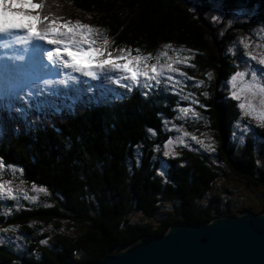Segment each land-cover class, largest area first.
<instances>
[{
	"label": "trees",
	"instance_id": "16d2710c",
	"mask_svg": "<svg viewBox=\"0 0 264 264\" xmlns=\"http://www.w3.org/2000/svg\"><path fill=\"white\" fill-rule=\"evenodd\" d=\"M192 1L195 11H190L195 8L187 0H45L44 13L98 26L113 48H139L142 54L153 55L169 43L191 49L195 67H189V72L215 75L209 87L191 88L207 107L202 112L220 144L218 157L249 186L263 187L257 141L248 138L241 148L230 141L239 117L238 102L219 88L234 71L224 51L232 34L218 38L205 17L209 0ZM243 7L256 12L252 21L238 27L248 30L256 20L264 21V0H224L227 14ZM119 91L121 99L110 96L98 106L78 105L71 113L49 112L39 117L30 113L31 127L5 113L0 157L16 170L6 167L0 178L29 188L35 184L47 190L48 196L43 199L47 204L26 202L21 209L8 207L13 200L0 202V224L19 225L28 238L24 247L0 245V264H97L111 251L165 234L174 223H203L252 211L237 210L231 201L224 208L220 196L213 207L204 201L214 189L218 171L223 170L215 165L212 154L187 148L175 158H164L157 152L169 137L163 121L179 123L177 107L194 103L167 88L153 89L147 97L138 91ZM203 91L210 96L204 97ZM254 129L263 139V148L264 126ZM165 159V175L160 176L158 170ZM166 203L174 205V211L158 219ZM135 211L150 221L130 224L126 216ZM37 222L56 227L67 222L78 230L53 232Z\"/></svg>",
	"mask_w": 264,
	"mask_h": 264
},
{
	"label": "snow or ice",
	"instance_id": "6c2138e0",
	"mask_svg": "<svg viewBox=\"0 0 264 264\" xmlns=\"http://www.w3.org/2000/svg\"><path fill=\"white\" fill-rule=\"evenodd\" d=\"M209 3L215 5L213 10L221 6L219 0H209ZM0 6V48L16 47L23 51L19 56L0 57V135L4 130L5 113L9 119H20L31 127L34 122L29 119L30 113L35 112L38 117L49 112L62 115L65 111L74 112L78 105L98 106L101 102H107L110 96L121 99V88L129 94L135 89H140L142 95L147 97L152 89H158L163 81L171 91L179 95L176 84L180 81L166 72L176 73L194 81V78L187 77L186 73L180 72L176 67H195L190 63L194 56H181L185 51L192 52L191 49H185L183 46L176 49L169 43L163 46V51L153 56L152 53L142 54L139 48H113V42H110L106 33L98 26L51 13L45 14V0H0ZM9 11L31 16L35 24L17 22L9 18ZM242 14L243 10L233 13L234 16ZM220 19L219 14L212 17L213 22ZM5 37L7 39H4ZM170 51L173 55L169 54ZM80 56L87 58V65L78 60ZM246 59L256 61V57L251 53L247 54ZM153 60L155 63L151 62ZM162 60L166 62L161 63ZM207 76L210 80L212 73H207ZM248 77L247 70L236 71L231 75L226 83L230 84L232 89H237L238 82L241 86L238 90L231 91L228 98L239 101L238 109L242 111L243 116L264 124V59L258 61L257 70L251 71L250 79ZM194 83L199 87L204 81ZM203 96L208 97L209 93L204 92ZM181 99L188 100V96H182ZM192 103L200 102L194 99ZM176 111L185 116L193 113L195 118L200 117V113L192 107H177ZM163 123L167 125L169 121L165 119ZM251 127L253 126L249 124L241 128L237 122L236 128L242 132V140ZM184 135L187 136L188 133ZM191 139L206 150L215 151L211 143L205 144L196 136ZM179 142L185 143L183 140ZM170 144L171 139L165 142V148ZM140 155L138 152L137 165L140 163ZM170 156L175 158L174 150L163 152L164 158ZM166 162L165 159L161 163V169L158 170L160 176L165 175ZM6 167L16 170L14 165L6 166L0 157V172ZM19 172L22 174L23 169H19ZM33 187L35 189V184ZM20 192L23 193V189ZM18 198L19 194L12 187V181L0 178V202L8 199L17 201ZM24 199L35 201L36 197L24 193ZM0 231L6 233L15 229L5 228ZM4 243V237L0 236V245Z\"/></svg>",
	"mask_w": 264,
	"mask_h": 264
},
{
	"label": "rangeland",
	"instance_id": "374dc122",
	"mask_svg": "<svg viewBox=\"0 0 264 264\" xmlns=\"http://www.w3.org/2000/svg\"><path fill=\"white\" fill-rule=\"evenodd\" d=\"M187 3L195 8L197 10L196 4L192 0H187ZM220 7L217 10H213L215 5L213 3H210V7L207 11H205V17L207 20L212 24V26L216 29V34L218 38L222 39L225 36H227L229 33L232 34V38L228 39L225 46L224 51L229 57L232 59V67L234 71L232 74H234L236 71H245L247 70L249 72V79L251 71L257 70L258 61L260 59H264V21L262 20H256V24L254 26H250L248 30L244 28L238 27V24H242L245 22H250L253 19V16L255 14V10L248 9L246 7L240 8L238 10H233L229 14L224 9V0H219ZM2 7V6H0ZM243 10L242 15L240 16H234L233 13L236 11ZM220 15L221 19L213 22L212 17L214 15ZM9 18L22 23H33L35 24V21L32 19L31 16L24 15L23 13H14L9 11L8 13ZM231 21V23H230ZM6 39V37L4 38ZM43 43V42H41ZM165 44H163L159 50L153 55H157L158 52L163 51ZM174 48L179 49L181 46H176L171 44ZM247 45V47H245ZM185 48V47H184ZM187 49V48H185ZM231 50V51H230ZM22 51V50H21ZM251 53L253 56L256 57V61H248L246 59L247 54ZM170 55H173V53L170 51ZM10 55V53H8ZM181 56H194L192 52L185 51L181 53ZM85 65H87L88 61L85 57ZM193 60V59H192ZM190 61L191 64H193V61ZM152 63H155V60L151 61ZM166 61L162 60L161 63H165ZM180 69V72L186 73L187 77L194 78V81H204V84L202 88L209 87L211 84V81L214 79V74L212 73V78L209 80L207 73H205V77L203 76H197L189 72L188 66L186 65H176ZM170 75L176 76L177 80L180 81L176 84V91L180 94V96H188L187 101L199 100L200 96L197 95L192 90V86L195 85L193 80H188L186 77H181L176 73H167ZM231 74V75H232ZM221 83L219 86L220 90H223L227 96H230L231 91L238 90V88L241 86L238 82L237 89H232L230 84L226 83L230 80V77ZM259 75V73H258ZM163 86V87H162ZM107 87V85H105ZM160 88H167L169 91L171 89L162 81ZM186 87H188L186 89ZM156 89V88H153ZM152 89V90H153ZM206 90V89H205ZM133 91H138L139 93H142V90L135 89ZM173 92V91H172ZM208 92V91H203ZM209 93V92H208ZM210 96V93H209ZM199 104H195L192 106H182V107H192L195 109V111L200 113L199 118H195L193 113H189L187 116H185L183 113H179L177 111V120L179 123H177L175 120L169 121L166 127V131L169 134V137H167L162 145H160L157 148V152L160 154V157L163 156V152L166 150H174L175 155L179 154L181 150L184 149H200L203 150L206 153L212 154V160L215 162V165L219 168L223 169L221 171H218L219 178L217 179L216 184L214 185V189L210 191V193L206 196L205 202L208 203L210 206H215L214 199L217 196H220L222 201H225V203L222 204L224 208H228L227 202L231 201L237 210H242L244 208H250L252 211L260 213L261 210L264 207V186L260 188H254L252 186H249L247 182L240 177H238L236 174H234L230 168L225 164L223 160H220L217 153L219 150V142L216 136V133L213 129L207 128L210 124L209 120L206 118V115L204 112H202V109L207 107H201V105H204L200 100ZM239 103V101H237ZM205 106V105H204ZM239 122L241 128L247 127L249 124L252 125L250 131L247 132L246 135H243V140L241 139L242 132L237 130L236 124ZM261 126L263 127L264 124H260L255 119H250L247 116L242 115V111L239 110V117L237 118L236 122L233 126V135L232 139L230 141L234 143L237 147L241 148L244 145V141L248 138L254 139L257 141V147H256V154H257V160L260 163V167L264 169V145L263 148L261 146V140L262 138L257 136L258 134L255 133V127ZM205 127L206 129H202ZM184 133H188L187 136L184 135ZM196 136L199 140L204 141L205 144L211 143L213 147L215 148L214 152H210L203 148L200 144H198L196 141L192 140L191 137ZM169 139L172 140V144L168 146V148H165V142ZM261 139V140H260ZM185 141V143L181 144L179 141ZM171 157V156H170ZM12 187L16 192L19 194V198L17 201H14L13 205H10L8 207L13 208H24L26 207V202L28 203H38V205H43L46 203L44 201V197L48 196V191H42L40 187H32L29 188L26 185L22 184H14L12 183ZM23 189V193L20 192V190ZM24 193H26L28 196H35L36 200H26L24 199ZM47 204V203H46ZM168 211H174V205L170 203L163 204L161 206L160 214L158 215V219H162L166 216V212ZM126 218L129 220L130 224H137V223H147L149 222V218L147 215H145L141 211H135L130 212ZM153 223L157 224V221H153ZM37 224L43 225L42 222H37ZM35 225V224H34ZM44 226V225H43ZM5 228L9 229H15V231H9V232H3L0 231V236H3L5 239V242L11 243L14 246L19 245L20 247H24L28 243L27 236L19 229V225L16 226H7L4 227L0 224V230H3ZM50 230V231H64L68 234L75 233L78 230V227H74L73 225H70L67 222H62L60 224V227H56L54 223L45 225L43 230ZM11 238V240L9 239Z\"/></svg>",
	"mask_w": 264,
	"mask_h": 264
},
{
	"label": "water",
	"instance_id": "95a60500",
	"mask_svg": "<svg viewBox=\"0 0 264 264\" xmlns=\"http://www.w3.org/2000/svg\"><path fill=\"white\" fill-rule=\"evenodd\" d=\"M97 264H264V211L174 223L109 252Z\"/></svg>",
	"mask_w": 264,
	"mask_h": 264
},
{
	"label": "bare ground",
	"instance_id": "6f19581e",
	"mask_svg": "<svg viewBox=\"0 0 264 264\" xmlns=\"http://www.w3.org/2000/svg\"><path fill=\"white\" fill-rule=\"evenodd\" d=\"M85 63V62H84Z\"/></svg>",
	"mask_w": 264,
	"mask_h": 264
}]
</instances>
